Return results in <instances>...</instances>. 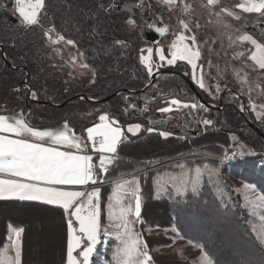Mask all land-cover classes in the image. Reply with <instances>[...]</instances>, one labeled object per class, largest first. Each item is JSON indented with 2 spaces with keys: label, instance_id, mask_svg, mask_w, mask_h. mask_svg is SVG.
Listing matches in <instances>:
<instances>
[{
  "label": "trees",
  "instance_id": "obj_1",
  "mask_svg": "<svg viewBox=\"0 0 264 264\" xmlns=\"http://www.w3.org/2000/svg\"><path fill=\"white\" fill-rule=\"evenodd\" d=\"M107 2L108 0H45L41 24L32 28L9 20L0 9V114L22 110L29 123L38 126H54L67 121L83 136L84 129L102 112H109L122 124L130 121L149 124L145 119L149 117L159 128L157 124L160 121H156V118L160 113L142 117L136 110L126 107L123 95L130 92L146 89L145 94H165L174 86L183 85L186 93H183L181 98L189 93L197 97L194 91H188V83L180 70L163 69L165 72L150 83L151 78L140 62L143 39L140 32L127 23V19L131 17L141 21L140 16L124 9L107 10ZM0 3L3 2L0 0ZM156 12L154 5L149 14L153 16L152 13ZM53 26L66 39L74 40L77 50L84 53L83 59L86 63L98 70L94 83L84 81L67 84L54 68L50 67L51 59L47 55L51 52V46L46 42L44 32ZM25 85L37 92L39 98L36 101L30 97ZM17 88L21 91L17 92ZM196 89L204 96L201 89ZM118 91L121 92L101 101ZM78 95H85L86 98H76L65 106H58ZM196 99L198 100V97ZM220 99L222 106L218 109ZM209 101L213 102L212 99ZM78 102H85L97 108L95 116L87 115L75 121L63 116L65 109ZM214 104L216 108L209 111L213 125L205 131L200 127L195 134L187 127L181 126L177 120L180 116L169 118L168 123L160 128L173 130V135L163 138L159 132H154L136 138L130 143L136 157L128 160L118 159L104 177L106 184L101 189L102 225L106 223V204L114 180L129 174L139 178L141 213L133 228L146 243V250L152 257L151 264H193V260L176 249L159 250L160 247L169 246L174 242L175 232L172 227L184 238L203 246V250L214 264H264V243L252 229L244 210L234 206L237 203L232 195L230 200L220 196L208 180L195 193L189 192L182 196L170 193L165 197H155L157 174L176 170L177 164L183 162L178 160L189 157L194 148H199L198 152L220 155L221 145H230L231 134H237L257 154L264 155V139L248 124L247 119L254 122L263 132L264 129L255 121L245 97L235 88H227ZM241 105L244 107L243 111L240 110ZM41 107L52 111L54 116L42 114V122L35 119L34 115H40L38 109ZM176 160L178 162L173 163ZM206 162L218 164L207 158L184 161L188 166ZM235 165L238 170L233 172L234 177L253 184L264 195V166L257 167L254 161L250 160ZM226 170L223 169L219 174L224 180ZM19 207L21 206L15 202H0V238L5 235L7 222L23 221L25 234L22 264H28V260H33L31 255L30 259L28 258L27 252L31 243L28 241V227L34 222L44 226V219L21 215ZM10 210H18L20 215H11ZM42 213L50 215L48 211ZM56 216L59 222L58 215ZM66 224L63 216L56 264L66 262ZM147 227L168 230L151 233L146 231Z\"/></svg>",
  "mask_w": 264,
  "mask_h": 264
},
{
  "label": "snow or ice",
  "instance_id": "obj_2",
  "mask_svg": "<svg viewBox=\"0 0 264 264\" xmlns=\"http://www.w3.org/2000/svg\"><path fill=\"white\" fill-rule=\"evenodd\" d=\"M165 2L173 4L175 0ZM11 4L13 14L19 18L17 22L21 25L32 28L41 24L45 0H11ZM207 4L215 6L218 0H207ZM236 7L245 13L261 14L264 13V0H243ZM220 11L234 19H240L239 15L229 8H221ZM128 23L135 25V20L130 18ZM181 25L185 31L189 30L183 21ZM146 27L149 31L161 35L168 30L155 22L148 23ZM44 37L49 46L58 45L63 41L67 45L77 47L74 40L66 39L54 26L45 30ZM238 39L253 46L254 50L247 58L258 69L264 70V43L258 42L250 34H244ZM56 51L59 54L58 50ZM144 51L147 52V56L141 54L140 62L149 78L157 76L160 68L174 66L178 61H183L191 66L193 83L201 90L209 91L204 83L202 65L198 63L201 53L194 35L186 36L184 32H180L167 54L162 48L155 49L158 65L153 61L154 49L149 47L141 50L142 53ZM78 55L83 57L84 53L79 52ZM239 55L244 54L241 52ZM76 60L77 57H73V66ZM79 66L83 69L90 68L85 62H81ZM198 69L201 70L200 75H197ZM92 82L94 83V79ZM25 88L33 100L39 98L35 90L28 85H25ZM219 88L217 85V92ZM16 91L19 92L21 89L17 88ZM124 99L131 109H136L137 105L132 102L131 97L126 96ZM166 104L167 106L159 107L157 112L166 114L172 112L174 108L188 109L190 113H195L201 108L208 110L203 103L175 97L167 100ZM249 107L255 112L254 104H250ZM143 110L147 111V108ZM240 110H244L243 105ZM200 123L205 129L213 125L210 119H203ZM142 128L141 123L123 126L118 119L108 112H103L99 114L98 122L84 129L86 137H82L67 122L57 128L38 129L31 126L22 110L15 115L0 114V200L34 201L62 209L67 222V264H92L93 253L97 245L102 243V234L119 242L113 252L115 264H151L152 257L146 250L147 245L133 228L141 213L139 178L132 176L130 179L119 181L112 189L107 203L108 227L102 226L101 187L96 186L103 184L110 167L117 163L118 148L127 139L126 133L136 136ZM146 131L152 133L156 129L148 127ZM159 135L168 138L173 134L160 131ZM236 158L234 151L231 155H225L224 161ZM240 158H243V153L240 154ZM179 167L180 174L168 176L167 183L178 195H184L189 186L195 193L202 176L201 167H195L194 176L183 171L184 165ZM204 168H207V164ZM244 187L252 186L245 184ZM89 188L90 190H85ZM168 190L167 187L164 188V191ZM261 201H264V195L257 201L249 203L253 208H257L260 207ZM24 231L23 227H19L14 229V238L6 237V240H11L15 256L7 257L5 254L7 249L0 251V264H22ZM201 249L203 250V246ZM202 253L206 264H212L207 253L203 251Z\"/></svg>",
  "mask_w": 264,
  "mask_h": 264
},
{
  "label": "rangeland",
  "instance_id": "obj_3",
  "mask_svg": "<svg viewBox=\"0 0 264 264\" xmlns=\"http://www.w3.org/2000/svg\"><path fill=\"white\" fill-rule=\"evenodd\" d=\"M242 2L243 0H218L217 5L209 6L207 4V0H175V3L173 4H168L164 0L163 2L155 5L157 12L156 14L152 13L153 16H151L154 18H160L166 25H168L170 28L169 33L166 36L160 37L155 42L142 40L141 45L144 50L149 47L154 49L153 61L158 65V55L155 52V49L162 48L165 50V54H167L171 44L180 32H184L186 36L194 35L197 46L203 56H201L202 59H200L199 64L202 65L203 77L205 79L204 83L209 90L207 92L202 90L204 92V96L202 94L201 95L204 98L207 97L206 99L208 100L212 99L215 103L218 98L227 91V88H235L245 97L248 108L252 112L255 121L258 122L262 129H264V71L253 67L249 61L250 67H248V73L245 72L247 69V65L245 63H248L246 61H248L247 57L249 49L247 48L246 43L242 44V42L238 39L244 34H250L257 41L262 43L261 37L258 35V30H263L264 28V13H245L236 7L237 4ZM221 8H229L239 15L240 19H234L227 13L221 12ZM141 11L142 10L140 9L135 14L139 15ZM129 19H127V23ZM131 19L135 20V25H130L129 23L128 25L140 32L143 26L142 19L140 18L141 21L137 20L135 17H131ZM181 21L188 25V31L183 29ZM56 50H58L59 54H57ZM241 52L244 54L243 56L239 55ZM78 53L79 51L76 47L67 45L63 41L58 45H52L51 52L47 55L51 59L50 67L54 68V71H56L59 77L67 84H75L77 82L84 81L92 83L93 79L95 82L98 77V70L92 67L89 69L81 68L79 66L80 63H86V61L83 57H79ZM141 54L147 56L146 51ZM73 57H77L75 66H73L72 63ZM163 69H176L183 71L184 76L188 77L192 81V69L186 62L178 61L174 66H164L160 68V71ZM93 71L95 72V76H93ZM200 72L201 70L198 69L197 75H200ZM194 85L196 88L198 87L195 83ZM217 85L220 86L219 92L216 90ZM209 92H211V95H209ZM158 93L160 94L158 95ZM158 93L154 96V99L150 101L147 111L140 112L142 117L152 113H159L157 112L159 107L167 106V99L163 98L164 96L161 92ZM184 93H186V91ZM146 94L154 93L148 92ZM196 98V96L189 93L181 99L199 103V99L197 100ZM250 104L255 105V112H253L249 107ZM126 107L129 110H133L129 107V104H127ZM97 111V108L92 107L90 104L78 102L77 104L71 105L65 109L63 116L75 121L76 119L87 115L95 116ZM186 111L187 109L175 110L174 108V110L170 113L160 114L162 115V121H168L169 118H172V115L179 117ZM51 112L52 111L48 110L46 107H41L38 109V113H40V115L35 113L34 117L35 119L37 118L38 121L41 120L42 122L43 118L41 115L43 114L52 117L54 115ZM210 118L211 115L210 112H208L203 115L202 120ZM145 119H149V117H145ZM201 130L205 131L204 126ZM166 131L169 132V130ZM221 147L222 154L220 155L198 152L200 151L198 150L199 148H194L189 157H184L185 159L194 160L207 158L209 160L216 161L218 163L217 165H213L209 162L194 166H188L185 163H180L177 164L175 168L176 170H167L160 173L155 180V197H165L170 193L174 196H182L178 195L171 189L170 184L167 183L168 176L172 174L179 175L181 172L179 167L180 165L185 166L183 171H187L190 176H194V169L199 166L202 169V176L196 192H198L202 188L203 183L208 180L214 190L220 196L222 195L226 200H230L229 198L232 195L237 203L234 204V206H239L242 210H244L245 214L248 216L249 223H251L252 229L255 231L258 238L264 243V201H261L260 207L257 208H253L249 203V201H257L263 194L253 184L234 177L233 175V172L238 170V167L235 165L237 163H246L250 160L254 161L257 167H263L264 155L261 153L257 154V152L246 144L237 134H231L230 145H221ZM234 151L237 158L230 161H224V156L231 155ZM241 153H243V158H240ZM174 162L178 161L176 160ZM205 164H207L206 169L204 168ZM214 169H218V171H213ZM223 169H227L224 175L226 180L222 179L219 175L220 172H223ZM131 177L123 180L130 179ZM245 184L252 187L246 188L244 187ZM115 185L113 184V188ZM165 187L169 190L164 191ZM189 192H192L190 186L186 193ZM18 210H10L9 213L15 216L20 215ZM28 211L23 210L21 212H24L26 216L31 215L32 219L34 216L40 217L41 220L42 218L44 219V226L34 222L30 223L31 225L28 227V241L31 242L27 249L28 258L30 259V255L33 256V260H28V264H56L58 258L57 247L60 244L59 238L61 236L60 222H57L53 216H49L47 214L44 215L43 213L40 214V212L33 210L31 213ZM171 229L175 232V235L173 236L174 242L169 246L160 247L159 250L168 251L173 248L182 254L191 257L193 264H206L202 253V251H205L201 249V245L184 238L175 227H172ZM167 230L168 229H162L159 227L146 228V231L151 233ZM12 238H14V234H12ZM101 239L102 243L97 245L92 258V264H115V261L113 260V252L119 242L110 236H103V234ZM140 239L142 240L141 237ZM5 249H7V252L5 253L6 256L14 258L15 254L11 248V242L5 246ZM142 258L143 257H139V259ZM208 258L212 261L209 256ZM212 264H214L213 261Z\"/></svg>",
  "mask_w": 264,
  "mask_h": 264
},
{
  "label": "crops",
  "instance_id": "obj_4",
  "mask_svg": "<svg viewBox=\"0 0 264 264\" xmlns=\"http://www.w3.org/2000/svg\"><path fill=\"white\" fill-rule=\"evenodd\" d=\"M12 10L14 11V9H13V6H12ZM19 19V18H18ZM258 42H260V41H258ZM246 43V46H247V48L249 49V51H248V55L250 54V52L251 51H253L254 50V48H253V46L250 44V43H248V42H242V44H245ZM261 43V42H260ZM201 53V52H200ZM202 56V55H201ZM200 56V59H202V57ZM200 61V60H199ZM199 61H198V63H199ZM249 61L250 60H248V61H246V62H248L249 63ZM183 62V61H182ZM248 63H245L246 65H247V69H246V71L245 72H247L248 73V67H250V63L253 65V67H255V68H257L258 69V67L257 66H255L254 64H253V62L252 61H250V63L248 64ZM243 67H244V65H243ZM245 70V69H244ZM261 71H264V70H261ZM203 73V72H202ZM204 78V77H203ZM204 82H205V79H204ZM222 84V83H221ZM174 98V97H173ZM175 98H181V97H175ZM167 100H169V99H171V97H169V98H166ZM21 111H19V110H16V111H13V112H8V113H1V114H8V115H15V114H18V113H20ZM103 113V112H102ZM109 113V112H108ZM101 114V113H100ZM110 114V113H109ZM182 114H184V113H182ZM181 114V115H182ZM111 115V114H110ZM99 116V115H98ZM98 116H97V119L96 120H94V121H92L87 127H89V126H92V124L93 123H95V122H98ZM112 116V115H111ZM173 116V115H172ZM175 116V115H174ZM116 118V117H115ZM117 119V118H116ZM119 120V119H118ZM148 121L147 122H149V124H145V123H142V122H140V121H130V122H127L126 124H122V122L120 121V123H121V125H123V126H126L127 124H129V123H141L142 125H143V128H142V130H141V132L138 134V135H136V136H132L131 134H128V133H126V136H127V139L119 146V148H118V159H132L133 157H136V156H134V154H136V152L134 153L133 152V150H132V146H131V142H133L136 138H138V137H140V136H142V135H144V134H149L147 131H146V129L148 128V127H153V128H155L156 129V131H154V132H160V131H166V130H164L163 128H160V125H159V128H158V126H156L155 124H154V122H151V120L150 119H147ZM64 122H67V121H62V122H60L59 124H57V125H54V126H38V125H32L31 124V126H33V127H36V128H38V129H47V128H57V127H61L62 125H63V123ZM68 124H69V126L70 127H72L73 129H74V127L72 126V124L71 123H69V122H67ZM173 128H175V125L173 126ZM75 130V129H74ZM76 131V130H75ZM154 132H152V133H154ZM170 133H173L174 131L172 130V131H169ZM77 133V132H76ZM78 135H80L79 133H77ZM82 137H86V133L84 132V135L82 136ZM178 161H183V162H181V163H184V161H185V158H182V159H180V160H178ZM173 163H175V162H173ZM132 176V174H129V175H126V176H123V177H120V178H118V179H116V180H114V182H113V184L115 185L117 182H119V181H121V180H123V179H125V178H128V177H131ZM133 176H135V175H133ZM5 178H7V177H5ZM104 184H106L105 183V181L103 182V184H98V185H96V186H98V187H101V189H102V187L104 186ZM85 190H90V188L89 189H85ZM0 202H15V203H17L18 205H20L21 207H19L18 209H19V211H23V210H26V211H28V210H33V211H36V212H40V214L42 213V211H48V212H50V215L49 216H53V218H55L56 219V215H58V219H59V222H60V224L61 223H63V216L65 217V215H64V213H63V211H62V209H60V208H58V207H53V206H49V205H45V204H42V203H40V202H34V201H20V200H0ZM106 207H107V204H106ZM31 211H28V212H30L31 213ZM25 212V211H24ZM24 212H22V214L23 215H25V213ZM21 214V215H22ZM29 214V213H28ZM26 216V215H25ZM31 216V215H30ZM26 217H29V215H27ZM34 217H36V216H34ZM37 218H40V217H37ZM41 219V218H40ZM65 221H66V217H65ZM20 222V223H19ZM24 222L23 221H20V220H18L17 222H7L6 224H5V229H6V232H5V235H4V237L3 238H0V250H4L5 249V246L6 245H8L10 242H11V240H6V237H9V238H12V234H14L13 232V230H14V228L16 229V228H19V227H23L24 228V224H23ZM67 223V222H66ZM108 223V220H107V217H106V223L105 224H103L102 226L103 227H108V225H109V223ZM67 225V224H66ZM25 229V228H24ZM24 234H25V231H24V233L22 234V242H23V240H24ZM11 248H12V246H11ZM12 250H13V253L15 254V251H14V249L12 248ZM12 253V254H13ZM95 253V252H94ZM94 253H93V255H94ZM76 253H74V255H75ZM186 256V255H185ZM188 257V256H187ZM92 258H93V256H92ZM91 258V259H92ZM188 258H190L191 259V257H188ZM22 259H23V244H22ZM192 260V259H191ZM65 264H67V244H66V262H65Z\"/></svg>",
  "mask_w": 264,
  "mask_h": 264
},
{
  "label": "water",
  "instance_id": "obj_5",
  "mask_svg": "<svg viewBox=\"0 0 264 264\" xmlns=\"http://www.w3.org/2000/svg\"><path fill=\"white\" fill-rule=\"evenodd\" d=\"M2 2L6 3V5H3L2 3H0V9L1 11L3 12V15L5 17H7L9 20L13 21V22H17L18 21V17L15 16L13 14V10H12V4H11V0H1ZM124 10L128 11L129 13L131 14H135L138 10H139V6H137L134 2H129L125 7H124ZM140 18L142 19L143 21V26L140 30V35L142 37L143 40L145 41H149V42H155L157 41L160 37H163V36H166L168 33H169V26L166 25L160 18L158 17H155L154 19H151L149 17V12L148 11H144L143 13H141L140 15ZM151 22H155L157 23L159 26H164L166 27L168 30L167 32H165L163 35L159 34V33H156L155 31H149L146 27V25L148 23H151ZM1 46V45H0ZM165 70H162L160 71V73L157 75L159 76L161 73H164ZM157 76H154L151 78V81L150 83H153ZM183 77L186 79L187 83H188V91H194L195 94L197 95L199 101L205 103L207 106H209L210 108H216L208 99L204 98L196 89L194 83L186 76L183 75ZM145 91L146 89H143L139 92H130L129 94L127 95H123V99L127 96V97H131L132 99V102H134L137 107H136V110H138L140 108V105H141V102L143 100H148L151 96H154V94H145ZM121 91H118L116 93H114L113 95H110L109 97L107 98H104L102 99L101 101H104V100H107L109 98H111L112 96L114 95H117L119 94ZM183 92H184V88L180 87V86H174L171 90H170V96L171 97H174L175 95H177L178 97H181L183 95ZM142 95H144L142 97ZM80 97H85V95H78V96H75V97H71L69 98L68 100L64 101L63 103L59 104L58 106H65L67 105L69 102H71L72 100L76 99V98H80ZM33 101H36V100H33ZM125 101V99H124ZM126 102V101H125ZM127 103V102H126ZM128 104V103H127ZM222 106V99H220V104L219 106L217 107L218 109H220ZM188 113L190 115V120L191 121H188L186 120L187 119V116L188 114H183L181 116V118H185L186 122H185V127H187L188 129H191L193 130L194 125H193V120L196 118V114H199V112L197 113H190V111L188 110ZM242 114H245L244 112H242ZM159 117V116H158ZM157 117V118H158ZM195 117V118H193ZM248 121V124L264 139V132L252 121ZM166 125V121H162L161 123V127H164ZM195 134L197 133V131H193Z\"/></svg>",
  "mask_w": 264,
  "mask_h": 264
},
{
  "label": "built area",
  "instance_id": "obj_6",
  "mask_svg": "<svg viewBox=\"0 0 264 264\" xmlns=\"http://www.w3.org/2000/svg\"><path fill=\"white\" fill-rule=\"evenodd\" d=\"M164 0H108L106 3V9L111 10V9H124V7L129 3V2H134L141 10L145 9H152L154 5L157 3H161ZM258 35L261 37L262 43H264V28L263 30L259 29L258 30ZM151 97L149 100H143L141 102L139 110L142 112L144 111L143 109L146 107L148 109L149 101L152 99ZM202 103V102H199ZM204 104V103H203ZM205 105V104H204ZM206 106V105H205ZM208 110L205 111L203 108L199 109L200 114L195 120V124L203 126L200 122L202 121V117L205 113H208L209 107H207Z\"/></svg>",
  "mask_w": 264,
  "mask_h": 264
},
{
  "label": "flooded vegetation",
  "instance_id": "obj_7",
  "mask_svg": "<svg viewBox=\"0 0 264 264\" xmlns=\"http://www.w3.org/2000/svg\"><path fill=\"white\" fill-rule=\"evenodd\" d=\"M3 5H6V3H2ZM151 17V16H150ZM182 86V88H184L183 87V85H181ZM185 90V89H184ZM196 113V112H195ZM184 114H188V116H187V119L186 120H188V121H191L190 120V115H189V113H188V111H186ZM173 117H176V116H173ZM176 120V119H175ZM178 121H179V123L181 124V126H184L185 127V122H186V120H185V118L183 119V118H181V116H180V118H178L177 119ZM193 122V121H192ZM161 123V122H160ZM189 130H191V129H189ZM191 131H196V129L195 128H193V130H191Z\"/></svg>",
  "mask_w": 264,
  "mask_h": 264
},
{
  "label": "bare ground",
  "instance_id": "obj_8",
  "mask_svg": "<svg viewBox=\"0 0 264 264\" xmlns=\"http://www.w3.org/2000/svg\"><path fill=\"white\" fill-rule=\"evenodd\" d=\"M209 112V111H208Z\"/></svg>",
  "mask_w": 264,
  "mask_h": 264
}]
</instances>
